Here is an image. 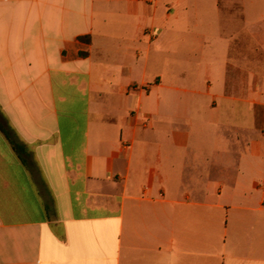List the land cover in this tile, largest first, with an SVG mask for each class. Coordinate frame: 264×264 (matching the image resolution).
<instances>
[{
    "label": "crops",
    "instance_id": "crops-1",
    "mask_svg": "<svg viewBox=\"0 0 264 264\" xmlns=\"http://www.w3.org/2000/svg\"><path fill=\"white\" fill-rule=\"evenodd\" d=\"M189 2L0 0V264H264V0Z\"/></svg>",
    "mask_w": 264,
    "mask_h": 264
},
{
    "label": "rangeland",
    "instance_id": "rangeland-1",
    "mask_svg": "<svg viewBox=\"0 0 264 264\" xmlns=\"http://www.w3.org/2000/svg\"><path fill=\"white\" fill-rule=\"evenodd\" d=\"M201 3H202L201 0H190V2L188 3V5L190 6V10H191L189 22L193 25L198 24L200 22L199 9H200ZM200 33L201 32L199 29L194 30V34L197 38L200 37ZM157 35L156 34L154 35V33H151L152 38L157 37ZM184 52L185 50H183L181 46L177 51L172 52L168 47L167 40L166 39L163 40V42L159 46V49H157V52L150 56L148 60V64L146 65L147 66L146 75H147L148 80H151L152 76L156 73L163 74L162 76L164 77V80H166L165 78L167 77L168 60L172 62L174 59H175L176 64L173 65V68L176 70V73H175L176 80L180 82L185 80V76H183V72L186 71V67H185L186 63L184 62V58H185ZM197 52L199 53V51ZM199 55L200 53L197 54V57ZM194 62H198V59L193 61L192 64H194ZM149 86L150 84H147L144 86V88L149 89Z\"/></svg>",
    "mask_w": 264,
    "mask_h": 264
},
{
    "label": "trees",
    "instance_id": "trees-1",
    "mask_svg": "<svg viewBox=\"0 0 264 264\" xmlns=\"http://www.w3.org/2000/svg\"><path fill=\"white\" fill-rule=\"evenodd\" d=\"M79 39L81 41H85L86 43H90L91 39H90V36H81L79 37ZM88 53L87 52H81L80 55L81 56H86Z\"/></svg>",
    "mask_w": 264,
    "mask_h": 264
},
{
    "label": "built area",
    "instance_id": "built-area-1",
    "mask_svg": "<svg viewBox=\"0 0 264 264\" xmlns=\"http://www.w3.org/2000/svg\"><path fill=\"white\" fill-rule=\"evenodd\" d=\"M155 35V34H154Z\"/></svg>",
    "mask_w": 264,
    "mask_h": 264
}]
</instances>
